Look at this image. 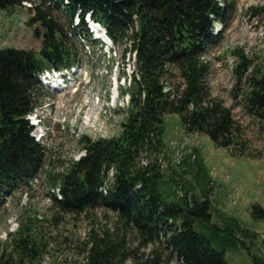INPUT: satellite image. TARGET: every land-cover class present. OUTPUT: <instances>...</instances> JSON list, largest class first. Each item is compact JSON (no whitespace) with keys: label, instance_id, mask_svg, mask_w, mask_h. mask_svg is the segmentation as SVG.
Here are the masks:
<instances>
[{"label":"trees","instance_id":"trees-1","mask_svg":"<svg viewBox=\"0 0 264 264\" xmlns=\"http://www.w3.org/2000/svg\"><path fill=\"white\" fill-rule=\"evenodd\" d=\"M28 1L0 0V11ZM53 1L48 5V0H42L29 9L32 16L27 24L39 26L40 52L0 50V194L11 197L29 190L43 171L45 149L32 136L34 127L26 119L36 108L35 92L41 88L38 74L77 64L76 38H90L84 16L91 13L113 44L125 46L124 59L128 51L136 54V73L120 134L94 141L83 137L80 142L86 156L51 177L62 197L51 195L58 214L84 216L92 222L98 209L116 215L115 229L90 230L83 264H162L165 255L180 264H227L224 248L237 247L250 232L229 218L231 226H213L221 234L206 237L199 233L196 223L211 222L209 201L188 191L177 202L165 203L157 192L159 166L145 167L140 160L162 147L168 114L180 116L186 133L207 135L233 157L260 156L247 150L232 108L210 94V64L205 58L223 39L214 28L217 22L224 23L229 6L218 0ZM62 8L69 15L67 26L55 15ZM79 12L81 25L72 27ZM174 77L181 83L172 88L168 80ZM250 88L244 95L245 108L253 117L264 119V72ZM110 169H114V180L104 195L100 187ZM254 209L264 217L261 207ZM58 219L51 217V221ZM36 220L29 215L15 233L8 234L0 264L41 263L53 237L38 231ZM131 232L140 247L152 246L147 257L139 255L140 247L130 248ZM256 264L264 262L256 259Z\"/></svg>","mask_w":264,"mask_h":264},{"label":"rangeland","instance_id":"rangeland-1","mask_svg":"<svg viewBox=\"0 0 264 264\" xmlns=\"http://www.w3.org/2000/svg\"><path fill=\"white\" fill-rule=\"evenodd\" d=\"M218 1L228 5L229 11L224 23L218 22L215 26L223 35L221 43L210 49L205 58L210 64L211 98L232 108L247 150L260 156L233 157L226 149L217 148L207 135L186 133L180 116L168 114L161 137L162 147L155 154L141 157L140 165L159 166L157 192L165 203L177 202L188 191L199 200L209 201L211 222L195 225V230L206 237L213 232L221 234L213 226L224 229L232 225L229 218L238 220L250 236L243 237L237 247L224 248L227 264H256V259L264 262V217L254 209L259 206L264 210V119L248 113L244 95L251 90V82L264 72V0ZM41 2L31 0L28 7L15 6L0 11V50L15 48L40 52L42 37L36 34L39 26L29 27L27 23L32 16L29 7ZM50 2L48 0V5ZM61 11H55V15L67 26L65 21L68 22L69 15L63 14L64 8ZM77 22L75 20L71 26H77ZM86 24L91 32L93 24ZM95 38L96 34L92 33L84 40L77 37L75 43L76 65L81 75L88 71L89 86L73 94L69 88L53 91L41 84L35 92L37 110L34 114L42 119L38 129L40 127V133L46 135L40 140L45 149V165L29 190L11 197L0 194V253L6 246L8 234L15 233L29 215L37 219L38 231L53 237L49 253L40 264H83L84 243L90 230L93 228L100 233L106 228L117 227L116 215L103 209L94 211L93 222L84 216L58 214L51 196L57 193L51 177L73 165L84 153L81 139L84 136L92 140L118 136L127 116V108L122 107L120 101L129 91L121 93V90L129 88L128 82L133 77L134 53L126 52L124 59L123 44L108 47ZM180 83L179 77L168 80L172 88ZM114 96L117 99H113ZM85 112L88 118L92 115L102 118L101 128L96 133L85 135L87 131L81 125ZM38 132L36 129L33 135L37 136ZM56 215L58 221H51ZM131 233L130 248H139L136 234ZM151 247H140L139 255L147 257ZM215 247L221 248L220 245ZM165 256L162 264H180Z\"/></svg>","mask_w":264,"mask_h":264},{"label":"built area","instance_id":"built-area-1","mask_svg":"<svg viewBox=\"0 0 264 264\" xmlns=\"http://www.w3.org/2000/svg\"><path fill=\"white\" fill-rule=\"evenodd\" d=\"M66 3H68V0H66ZM78 21V20H77ZM78 23V22H77ZM95 26L100 27L98 24H95ZM137 27V26H136ZM103 35H105V30L102 29ZM128 85L130 86V81L128 82ZM168 91V88H165V92ZM118 98V95H117ZM115 96L113 99H117ZM116 101V100H115ZM122 104V107H128L130 104V95L128 94L124 100L120 101ZM118 105V104H115ZM100 114V113H99ZM102 116V114H100ZM101 120L102 118L99 116L98 118L95 117V115L90 116L89 118L87 117L86 120L84 121V124L82 125L83 128L87 131V134H92L96 133L101 126ZM101 128V127H100ZM85 155V152L82 154V156ZM81 157V156H80ZM79 157V158H80ZM113 170L110 171L108 179L104 182V184L100 187V192L107 195L109 189L111 188L112 182H113ZM60 197V196H59Z\"/></svg>","mask_w":264,"mask_h":264},{"label":"bare ground","instance_id":"bare-ground-1","mask_svg":"<svg viewBox=\"0 0 264 264\" xmlns=\"http://www.w3.org/2000/svg\"><path fill=\"white\" fill-rule=\"evenodd\" d=\"M95 31H96V33H97V35H98L99 37H103V38H105V37L103 36L102 32H101V29L96 28Z\"/></svg>","mask_w":264,"mask_h":264}]
</instances>
